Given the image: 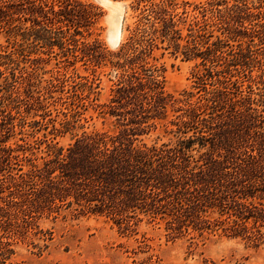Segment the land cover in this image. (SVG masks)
Returning a JSON list of instances; mask_svg holds the SVG:
<instances>
[{"label":"trees","instance_id":"obj_1","mask_svg":"<svg viewBox=\"0 0 264 264\" xmlns=\"http://www.w3.org/2000/svg\"><path fill=\"white\" fill-rule=\"evenodd\" d=\"M128 6L133 20L110 49L87 39L102 15L90 0H0V32L48 53L56 46L66 62L91 67V79L71 86V104L83 105L88 96L77 90L92 88L97 68L114 73L107 99L95 105L113 128L48 144L39 163L25 154L36 148L23 138L26 119L8 106L27 115L42 111L44 118L40 90L27 79L21 91L0 96V264H11L19 242L46 248L52 234L39 222L65 212L104 216L122 234L137 233L145 218L171 238L264 240V90L243 87L251 77L244 70L241 81L229 80L230 66L264 65V0H129ZM166 55L199 60L204 72L195 77L203 93L166 90ZM58 87L64 86L50 81L42 89L50 95ZM169 125L171 138L140 140ZM68 126L53 125L50 133L62 136ZM17 134L23 144L12 141Z\"/></svg>","mask_w":264,"mask_h":264},{"label":"rangeland","instance_id":"obj_2","mask_svg":"<svg viewBox=\"0 0 264 264\" xmlns=\"http://www.w3.org/2000/svg\"><path fill=\"white\" fill-rule=\"evenodd\" d=\"M90 1L101 8L102 15L87 39L99 38L108 48L115 49L124 35V26L133 20L129 0ZM188 1L196 3L204 0ZM118 26L117 37L115 28ZM39 45L31 40H23L21 35L7 30L0 32V96L21 91L27 79H30L33 84L31 88L35 92L40 90L41 99L46 105L47 115L44 118L40 115L42 111L31 110L27 115L23 108H16L14 104L8 106L16 116L27 121L23 138L36 148L25 154L34 163L41 162V157L47 153L48 144L58 141L66 145L76 134L84 131L113 128L107 119L101 117L95 106L107 99L113 71L108 67L97 68L92 88H78V93L82 92L88 97L82 101L83 105L76 107L71 104L74 99L71 86L85 82L82 79L84 76L91 79V67L85 66L80 60L66 62L65 56L56 46L52 53H48L45 47ZM233 47L238 49L235 45ZM163 61L166 66L164 85L167 91L176 94L191 90L195 94L193 98L203 93L200 90L201 83L195 77L196 72H204L198 64L199 60L186 61L166 55ZM263 67L255 65L246 70L240 64L236 69L230 66L229 80L241 81L244 70L251 77L244 81L243 87L251 83L255 92H262ZM50 81L56 84L61 82L63 90L59 92L58 87L52 94H44L42 88ZM206 85L210 88L208 83ZM58 97H62V100L56 102ZM34 120L40 124L33 125ZM68 122L69 126L62 136L54 137L50 133L53 125L59 128ZM169 128L170 125L166 129L159 126L141 136L140 140L147 143L165 141L172 137L167 131ZM19 137L20 134H17L12 141L23 144V141L18 140ZM35 140L40 142L35 143ZM25 166L29 164L25 163ZM39 224L52 234L47 247L39 249L19 242L15 245L11 264H264V240L255 245L222 234L196 233L171 238L166 235L162 225L145 218L138 224L137 233L133 234H122L111 220L95 214L74 215L65 212L56 218H43Z\"/></svg>","mask_w":264,"mask_h":264},{"label":"bare ground","instance_id":"obj_3","mask_svg":"<svg viewBox=\"0 0 264 264\" xmlns=\"http://www.w3.org/2000/svg\"><path fill=\"white\" fill-rule=\"evenodd\" d=\"M106 1H108V0H106ZM115 29H116V35L118 37L119 36V26L117 28H115Z\"/></svg>","mask_w":264,"mask_h":264}]
</instances>
